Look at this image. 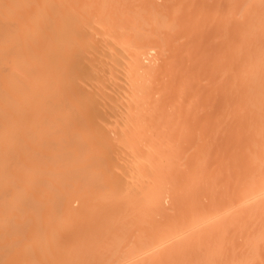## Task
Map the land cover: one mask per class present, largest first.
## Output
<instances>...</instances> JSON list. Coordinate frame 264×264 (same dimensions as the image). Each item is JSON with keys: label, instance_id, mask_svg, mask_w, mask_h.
I'll list each match as a JSON object with an SVG mask.
<instances>
[{"label": "bare ground", "instance_id": "6f19581e", "mask_svg": "<svg viewBox=\"0 0 264 264\" xmlns=\"http://www.w3.org/2000/svg\"><path fill=\"white\" fill-rule=\"evenodd\" d=\"M0 264H264V0H0Z\"/></svg>", "mask_w": 264, "mask_h": 264}, {"label": "rangeland", "instance_id": "374dc122", "mask_svg": "<svg viewBox=\"0 0 264 264\" xmlns=\"http://www.w3.org/2000/svg\"><path fill=\"white\" fill-rule=\"evenodd\" d=\"M203 201H204V203H207L208 202V200H206V199H203Z\"/></svg>", "mask_w": 264, "mask_h": 264}]
</instances>
